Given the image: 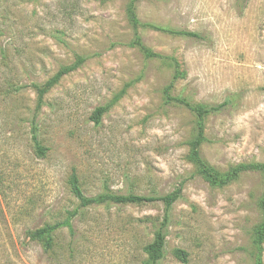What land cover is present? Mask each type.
Instances as JSON below:
<instances>
[{
    "label": "rangeland",
    "instance_id": "obj_1",
    "mask_svg": "<svg viewBox=\"0 0 264 264\" xmlns=\"http://www.w3.org/2000/svg\"><path fill=\"white\" fill-rule=\"evenodd\" d=\"M129 2L0 0V264H145L164 204L80 209L73 171L87 196L166 194L184 183L159 264H254L263 171L244 169L221 187L204 179L188 160L197 117L166 89L173 82L171 95L192 104L234 97L206 118L202 156L221 172L264 163V0H137L141 21L200 35L139 29L166 60L130 44ZM78 55L86 61L40 103L33 85ZM123 89L96 124V108ZM56 223L51 246L31 237Z\"/></svg>",
    "mask_w": 264,
    "mask_h": 264
},
{
    "label": "trees",
    "instance_id": "obj_2",
    "mask_svg": "<svg viewBox=\"0 0 264 264\" xmlns=\"http://www.w3.org/2000/svg\"><path fill=\"white\" fill-rule=\"evenodd\" d=\"M136 2L137 0H130L126 13L127 18L135 31V37L130 42L132 46L138 47L142 53L148 58H161L169 59L167 56H163L159 53L154 52L152 49L147 47L141 35L138 33L139 29L150 28L157 31H162L169 34L188 36L199 38L200 35L193 31L178 30L169 26L159 25L151 22L141 21L136 12ZM86 61V56L78 55L76 60L67 65H63L60 69L46 81L43 85L34 84L33 86L38 90L39 101L42 102L43 96L54 87L65 75L77 70ZM175 66L178 65L177 61H173ZM180 74V71H176L175 78ZM183 74V73H182ZM174 87L172 82L166 89L167 98L169 100L178 101L186 105L197 117L195 132L192 137L188 140L189 154L188 160L193 164L196 172L201 174V176L206 179L213 186H224L228 184L232 179L236 178L239 173L248 168H255L262 170L264 173V163H249V164H238L229 169L227 172H221L214 166H212L208 161L204 159L201 152V147L205 141H207L206 131H205V120L208 116L220 113L226 108L233 106L235 104V98L232 96L227 97L223 102L218 104H207L199 103L192 104L186 98L178 95H171L170 91ZM125 89L120 91L114 98L107 104L99 106L96 108L93 114V120L96 124H100L104 114L115 104L121 96L124 94ZM36 137V136H35ZM37 148L41 154H44V148H42L38 141ZM183 184L181 183L171 192L166 194H137L134 192H129L126 194L114 193L106 190L96 196H87L81 184L80 177L76 171H73L69 177V186L73 196L79 201V208L86 209L95 205L102 204H146L161 201L164 204L165 216L163 221L156 225L155 237L153 241L148 243L144 247V251L147 254V260L145 264H159V262L166 255V243H167V227L169 224V211L175 204L177 200L180 199L183 190ZM259 205L263 211L264 216V193L259 201ZM73 215V214H72ZM66 223H69L67 220ZM61 225V223H56L53 225H46L45 227L31 232V237L36 239L46 240V244L51 246L53 241V233ZM251 253L254 258V264H264V218L263 220L254 228L252 239H251ZM174 254L182 261H187L188 253L187 251L177 248Z\"/></svg>",
    "mask_w": 264,
    "mask_h": 264
}]
</instances>
